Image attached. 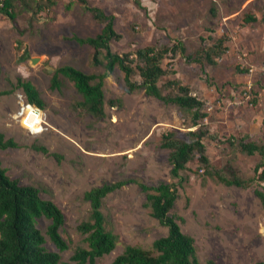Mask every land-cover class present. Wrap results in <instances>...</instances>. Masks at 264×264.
I'll list each match as a JSON object with an SVG mask.
<instances>
[{
  "label": "rangeland",
  "instance_id": "374dc122",
  "mask_svg": "<svg viewBox=\"0 0 264 264\" xmlns=\"http://www.w3.org/2000/svg\"><path fill=\"white\" fill-rule=\"evenodd\" d=\"M90 3L116 16L115 26L122 34L112 42L117 52L183 41L185 51L169 53L164 60L168 73L161 87L168 92L165 84L174 78L190 85L206 103L209 134L204 142L214 167L227 173L232 166L243 177H254L261 155L243 152L231 140L249 134L264 143V0ZM16 10L17 24L0 12V134L18 144L0 147L4 167L13 178L38 186L43 197L64 211L61 232L70 248L62 252V261L77 246L88 245L78 229L91 211L85 193L105 182L130 180L105 199L107 227L119 241L97 264H111L129 244L152 248L169 229L145 205L139 182L179 181L171 175L162 137L176 131L178 137L188 138L197 128L190 127L191 116L142 89L129 90L119 68L105 79L106 116L77 108L82 96L74 82L61 75V87L53 88L52 77L63 65L106 72L92 62L93 47L77 39L96 35L102 25L79 0H21ZM248 13L259 20L246 23ZM223 35L229 38V50L216 65L189 60L188 55ZM20 77L37 87L45 109L32 106L24 90L15 87ZM135 80L141 77L137 74ZM182 177L174 212L182 217V229L195 238L201 264H264V205L256 194L264 182L255 181L249 188L228 186L199 169L197 161L189 163ZM42 223L46 230L49 220ZM48 247L58 250L49 237Z\"/></svg>",
  "mask_w": 264,
  "mask_h": 264
},
{
  "label": "trees",
  "instance_id": "16d2710c",
  "mask_svg": "<svg viewBox=\"0 0 264 264\" xmlns=\"http://www.w3.org/2000/svg\"><path fill=\"white\" fill-rule=\"evenodd\" d=\"M18 1L21 0H2L0 3V12L9 16L15 24L18 20ZM79 1L102 27L94 36L77 39L93 47L92 62L104 66L106 72L88 73L73 65H63L55 70L51 86L61 87V75L69 78L82 96L76 107L102 118L107 114L105 79L119 68L125 74L129 90L142 89L149 96L176 105L191 116L190 127H197L188 132V138L178 137L176 131L163 134L161 145L169 150L171 175L179 181L160 180L151 185L139 182L146 194L145 205L150 207L152 215L162 225L168 227L169 233L157 238L152 248L127 245L123 253L111 264H201L195 238L182 229V217L174 212L180 195L182 171L188 168L189 163L197 161L199 169H204L218 181L228 186L249 188L255 181L264 182V143L252 140L249 134L233 137L231 140L243 152L261 155V161L255 167L254 177L245 178L232 166H228L227 173L215 168L204 142V138L209 134L204 123L208 116L205 111L206 103L192 93L193 88L190 85L178 78L166 82L165 88L168 92L160 85L168 73L164 66L165 58L169 53L176 55L179 51L184 52L183 41H177L172 46L151 44L136 51L117 52L113 49L112 42L120 40L122 34L116 29V16L103 6L91 4L90 0ZM135 1L141 6V0ZM258 20L259 18L251 13L245 16L246 23ZM228 40L227 35L218 37L213 43H206L194 54L188 55V58L194 62L216 65L218 59L229 50ZM19 42L22 43L21 40ZM239 70L245 71L241 68ZM137 74L141 81L135 80ZM15 87L24 90L27 101L32 106L45 109V100L32 81L20 77ZM111 102L114 103V100ZM16 146L18 144L14 139H5V135L0 134V147ZM35 147L44 152L48 151L45 146ZM129 182L130 180L105 182L85 193V198L91 203V211L88 219L82 221L78 229L86 235L88 245L77 246L70 258L62 261V252L70 248L69 242L61 232L66 223L64 211L54 200L43 197L38 186L24 184L20 179L10 176L0 159V264H97L99 258L115 250L119 241V235L107 227V218L103 211L105 199ZM256 194L264 205V189H256ZM44 219L49 220L46 230L42 228ZM48 237L58 250L48 247Z\"/></svg>",
  "mask_w": 264,
  "mask_h": 264
},
{
  "label": "water",
  "instance_id": "95a60500",
  "mask_svg": "<svg viewBox=\"0 0 264 264\" xmlns=\"http://www.w3.org/2000/svg\"><path fill=\"white\" fill-rule=\"evenodd\" d=\"M36 61H37V59H36V58H34V59H33V62H36Z\"/></svg>",
  "mask_w": 264,
  "mask_h": 264
},
{
  "label": "built area",
  "instance_id": "2783aa9c",
  "mask_svg": "<svg viewBox=\"0 0 264 264\" xmlns=\"http://www.w3.org/2000/svg\"><path fill=\"white\" fill-rule=\"evenodd\" d=\"M39 108V107H38ZM24 110V109H23Z\"/></svg>",
  "mask_w": 264,
  "mask_h": 264
}]
</instances>
